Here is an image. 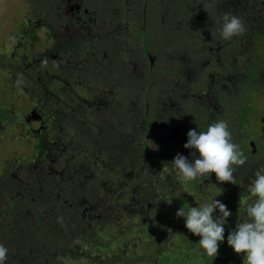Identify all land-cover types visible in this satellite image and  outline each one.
<instances>
[{"label": "flooded vegetation", "instance_id": "obj_1", "mask_svg": "<svg viewBox=\"0 0 264 264\" xmlns=\"http://www.w3.org/2000/svg\"><path fill=\"white\" fill-rule=\"evenodd\" d=\"M38 1L43 9L29 3L25 16L15 15L0 46L1 68L7 73L0 75V243L9 249L6 264H29V251L38 247L29 243L34 221L47 231L71 217L54 206L29 219V201L35 199L33 189L29 193V147L37 149L35 160L46 148L44 160L55 163V151L64 150L61 129L68 124L79 136L80 149L100 148L109 163L119 166L134 159L137 144L143 153L151 145H170L209 121L204 109L215 108L219 80L231 84L240 79L238 71L247 61L242 55L253 48L245 33L246 39L221 38L224 12L215 10L211 0H134L126 15L114 7L111 11V0ZM118 88L125 98L116 94ZM57 142L61 148L54 150ZM182 152L196 158L190 149ZM125 167L118 174L126 181L135 169ZM19 170L28 176H20ZM74 170L77 174L60 172L72 174L74 184L51 198L45 185L38 194L65 202L62 193L94 177L84 167ZM211 174L190 186L200 192L221 190ZM52 252L50 259L58 263L65 252L76 253L68 247Z\"/></svg>", "mask_w": 264, "mask_h": 264}, {"label": "rangeland", "instance_id": "obj_2", "mask_svg": "<svg viewBox=\"0 0 264 264\" xmlns=\"http://www.w3.org/2000/svg\"><path fill=\"white\" fill-rule=\"evenodd\" d=\"M16 2L15 0H0V46L6 42L4 34H8L7 31L15 25L13 11L16 9L23 12L29 11V4L24 6L22 1L17 0ZM134 4V0L107 2L111 11L113 7L121 9L125 11L124 15ZM2 61L0 60L1 67L3 66ZM4 73L6 72L0 70V75ZM13 76L17 77V75ZM97 90L94 88L93 92ZM115 92L120 98L127 96L121 88L116 89ZM139 100V97H134L136 104ZM118 102L115 101L114 105ZM186 106L190 109L191 103L187 102ZM133 108L134 106L131 109ZM262 114L264 115V108H257L252 117L258 119ZM64 130L61 129L64 150L63 152L62 150L55 151L57 154L55 163L44 160L46 148L42 151L39 160L29 161V179L34 178L37 186L31 191L35 197L31 202L33 203L31 210L37 211L35 209L37 204L49 201L51 198L41 199L38 194L45 190L44 184L56 181L61 185L62 190L68 183L74 184V176L72 174L62 176L60 172L77 174L75 167L79 169L84 167L87 173L95 178L91 179L87 176L85 180H91L94 189H90L91 185L87 182L83 190L95 191L94 196L100 202L99 207L106 208L111 217L105 220L95 218L91 220L78 238L71 241L68 246L76 253L63 254L62 260L60 259L61 264H127L125 259L127 255L133 257L147 253L154 257L148 260H140L138 257L137 264H223L225 262V257L221 255H217L214 259L206 255L198 243L200 237L188 231L184 217H177L176 212L181 207H196L213 197L221 201L231 212L224 225L225 239L222 244L226 243L225 248H232L227 243V235L230 230L235 229L237 223L248 219L246 202L255 199L251 195L250 188L256 173H264V161L255 166L248 175L235 173L236 184L220 182L223 187L221 190L212 189L208 192H200L190 186V181H183L172 163L177 153L183 155L182 149L185 148L187 134L179 136V140H175L170 145H164L160 149L151 145L146 153H143L140 144H137L139 146H136L134 159L119 166L109 163L106 153L100 148L80 149L76 145L80 144L79 136L71 124L65 126ZM236 144L239 145V141H236ZM14 146L19 148L18 143ZM7 150H10V147ZM30 151L29 147V153ZM3 156L4 154L0 152V157ZM68 161L70 166L66 164ZM127 165L135 169V174L125 181L118 172L125 169ZM18 174L28 176L24 170H19ZM193 183H196V180ZM73 188L77 193L79 187ZM72 189L67 192L71 193ZM167 189L169 191H166ZM134 190L139 192L140 196L133 193ZM43 205L48 207V204L43 203ZM131 210L135 213H131ZM216 214H219L218 210ZM33 217L34 215L29 216V219ZM33 234H35L34 230L31 232L29 229V242L35 239ZM95 254L96 257L93 258Z\"/></svg>", "mask_w": 264, "mask_h": 264}, {"label": "trees", "instance_id": "obj_3", "mask_svg": "<svg viewBox=\"0 0 264 264\" xmlns=\"http://www.w3.org/2000/svg\"><path fill=\"white\" fill-rule=\"evenodd\" d=\"M16 1L17 0H15V2ZM20 1H22L24 6L29 3H37L34 9H38V11L43 9L42 3L38 0ZM47 1L52 3L51 0ZM210 3L213 5L214 9L216 10L217 8L219 12L232 13L243 19L247 29L245 35L247 39L252 41L253 48L245 51L244 53L246 54L242 55L246 56L247 61L243 63L242 71H238L243 74L240 79L237 81L232 80L231 84H229L230 81L228 79L219 80L220 83L216 89V94L212 99L215 108L209 106L211 110H209V108L204 109V112L209 114L210 119L206 123L197 125L199 128L197 130L206 131L208 125L213 122L219 120L227 121L232 136V142L236 143V141H239L240 150L248 157L247 162L243 166H236L235 173L248 175L255 166L264 161V115L262 114L258 119L252 117L257 108H264V0H222V2L211 0ZM13 12L18 18L25 16L21 10L16 9V11ZM218 13H216V15ZM220 30L221 20H219L218 31ZM245 35L243 34L241 36L246 39ZM0 70H2L1 66ZM57 140L59 141L60 138L57 137ZM250 142H254L255 146H251ZM59 145L60 146H58L57 142L53 149L61 148V144ZM41 147L42 146H39V148ZM190 151L192 156L196 158L199 157V153L194 149H190ZM36 152L37 149H32V151H30L29 161L36 158ZM66 164L70 166L69 161ZM91 179H94V177ZM85 181L86 180L79 184L80 186L77 193L74 188L71 193H62L61 195L63 198H61V200H65L63 203L56 200L57 198H52L49 201H42L41 204L35 206L37 211L34 212V210H31L33 208L31 205H33V203L29 201V213H31L29 216L34 215L35 217L41 214L42 212H40V210L46 208L43 203L48 204L47 208L53 209L54 206L58 209L65 208V211L71 213L70 218H66L59 223L58 226L48 227L47 231H45L44 225L34 221L33 230L36 232L40 230L42 233L46 232V234L44 233L43 236L40 234H33L35 239L29 243L38 247L33 252L29 251V264H61L62 261L58 263L57 260L50 259L53 257L52 250L65 252L66 248L69 246L67 243L78 238L88 222L94 218L96 220H105L111 217L109 215L110 212L107 213L106 208L99 207L100 202L97 197L94 196V192L91 190H83L86 188L84 185ZM87 181L91 185L90 189H93V185L91 184L92 181ZM44 185L47 186L46 189L50 197L56 196L61 186L56 181H50L48 184ZM33 187L36 188L37 186L34 178L31 177L29 179V193ZM41 199L45 198L41 197ZM130 212L135 213L134 210ZM225 244L226 243H220L218 249V255L225 257V262L223 264H246L244 261V254L235 253L233 248H225ZM46 248H48V250H46ZM193 249L195 250L196 247L194 246ZM68 252L65 253L68 254ZM149 254H140L139 256L135 255L133 257L127 255L125 259L127 264H137L136 260L138 257L140 260H148L154 257ZM94 257H96V254L93 258ZM58 258L62 260L61 257ZM24 259L26 260V256Z\"/></svg>", "mask_w": 264, "mask_h": 264}, {"label": "clouds", "instance_id": "obj_4", "mask_svg": "<svg viewBox=\"0 0 264 264\" xmlns=\"http://www.w3.org/2000/svg\"><path fill=\"white\" fill-rule=\"evenodd\" d=\"M220 20V36L224 40H231L247 31L243 19L235 14L224 13ZM187 137L184 147L194 149L199 157L190 161L188 157L176 154L172 163L183 181H195L215 173L219 182L236 184V166H243L248 157L238 144L232 142L227 121L213 122L206 131L190 129ZM250 192L255 199L246 202L248 219L229 231L227 243L235 253L244 254L246 264H264V173H256ZM230 215L227 205L214 197L196 207H181L176 212L177 217H184L188 231L200 237L199 245L213 259L225 239L224 225ZM8 254L9 249L0 243V264H6Z\"/></svg>", "mask_w": 264, "mask_h": 264}, {"label": "water", "instance_id": "obj_5", "mask_svg": "<svg viewBox=\"0 0 264 264\" xmlns=\"http://www.w3.org/2000/svg\"><path fill=\"white\" fill-rule=\"evenodd\" d=\"M250 144H251V146H253V147L255 146V143H254V142H250ZM253 150H254V149H253Z\"/></svg>", "mask_w": 264, "mask_h": 264}]
</instances>
